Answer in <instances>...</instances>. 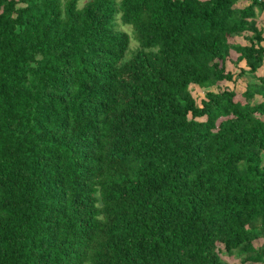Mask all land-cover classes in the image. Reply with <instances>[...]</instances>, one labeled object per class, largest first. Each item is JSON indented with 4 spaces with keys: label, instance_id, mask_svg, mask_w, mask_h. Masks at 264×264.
<instances>
[{
    "label": "trees",
    "instance_id": "obj_1",
    "mask_svg": "<svg viewBox=\"0 0 264 264\" xmlns=\"http://www.w3.org/2000/svg\"><path fill=\"white\" fill-rule=\"evenodd\" d=\"M78 2L0 0V264H264V5Z\"/></svg>",
    "mask_w": 264,
    "mask_h": 264
},
{
    "label": "rangeland",
    "instance_id": "obj_2",
    "mask_svg": "<svg viewBox=\"0 0 264 264\" xmlns=\"http://www.w3.org/2000/svg\"><path fill=\"white\" fill-rule=\"evenodd\" d=\"M83 1L84 0H79L78 5L80 6L83 3ZM257 13H259V12H257ZM255 19H256L255 21H256V24H257L258 28H260L263 31V36H264V16L261 15L260 18H255ZM120 28L125 30L130 35V28L129 27L121 25ZM249 35H250V33L243 32V33H241L239 35L234 36V38H229V41H232V42H235V43L238 42L240 44H246L247 43V38L246 37H249ZM135 45H136L135 42L130 37L129 49H133L135 47ZM263 45H264V41H263ZM235 57H236V53L231 51L229 59L230 60H234ZM226 68H227V70H229L231 72H235L236 68H237V65H234L230 61H228V62H226ZM259 72L263 73V75H264V63L262 65V69H259ZM249 82L251 83V82H255V81L249 75H242L240 77H237L234 82H225V81H223V82H219L217 84H218L219 88H223V87H226V86L229 87V88L232 87L237 93H239V92H241L244 89L245 85L247 83H249ZM188 88H189V91H190L191 95L194 97L195 101L198 103V100L200 98H202L204 89L199 88L196 85H189ZM208 89H210V87ZM255 99L258 100L259 97L256 96ZM262 163H264V155L262 156ZM263 242H264V239L258 238V239L253 240L252 244H253L254 247H258ZM220 249H221V247H220ZM219 256L227 264H241L238 256L235 253H232L231 255H227L224 251L220 250Z\"/></svg>",
    "mask_w": 264,
    "mask_h": 264
},
{
    "label": "crops",
    "instance_id": "obj_3",
    "mask_svg": "<svg viewBox=\"0 0 264 264\" xmlns=\"http://www.w3.org/2000/svg\"><path fill=\"white\" fill-rule=\"evenodd\" d=\"M250 3V0H236V2H235V6L236 7H242V6H246V5H248ZM254 11H255V13H256V16H255V18H260V16L262 15V16H264L263 14H264V10L262 11V12H259L258 10H257V8H254ZM257 12H259V13H257ZM254 18V19H255ZM256 20V19H255ZM263 32V31H262ZM234 38V37H233ZM264 41V40H263ZM263 41L261 42V45H263ZM236 43H238V42H236ZM238 44H240V43H238ZM247 44V43H246ZM241 45H244V44H241ZM264 46V45H263ZM240 65H241V63H240ZM262 69V68H261ZM258 74H262L263 75V73H260L259 72V70H258V72H257Z\"/></svg>",
    "mask_w": 264,
    "mask_h": 264
},
{
    "label": "built area",
    "instance_id": "obj_4",
    "mask_svg": "<svg viewBox=\"0 0 264 264\" xmlns=\"http://www.w3.org/2000/svg\"><path fill=\"white\" fill-rule=\"evenodd\" d=\"M258 3H262L264 5V0H256Z\"/></svg>",
    "mask_w": 264,
    "mask_h": 264
}]
</instances>
